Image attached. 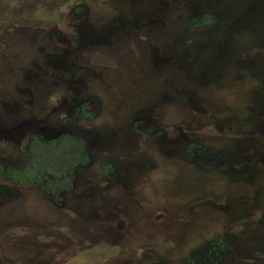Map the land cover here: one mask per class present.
Segmentation results:
<instances>
[{"label":"rangeland","instance_id":"1","mask_svg":"<svg viewBox=\"0 0 264 264\" xmlns=\"http://www.w3.org/2000/svg\"><path fill=\"white\" fill-rule=\"evenodd\" d=\"M0 166V264H264V0H0Z\"/></svg>","mask_w":264,"mask_h":264},{"label":"trees","instance_id":"2","mask_svg":"<svg viewBox=\"0 0 264 264\" xmlns=\"http://www.w3.org/2000/svg\"><path fill=\"white\" fill-rule=\"evenodd\" d=\"M37 138V137H35ZM63 137H59V138H56V139H51V140H47V141H42L40 139H36V141L38 143H40L46 150L50 151L54 148H56L60 142L62 141ZM87 159V157L84 155L82 158H79V159H74L72 160V162L67 165V169H73L75 168L80 162H83ZM2 167L0 166V169ZM68 170L66 169H63L61 171H51L53 173H56L58 176H60L61 174H66L67 175V172ZM42 176H44V172L40 171V172H37L35 170H33L30 166H27L25 167L24 169L22 170H14L13 171V177L14 179H20V178H23L25 179L28 183H31V184H35V183H41L42 184V189L44 190H52L54 193H56L54 191V188H50V184L49 182H44L42 180ZM65 179V180H64ZM71 177L67 176L63 179L60 178V180L56 181L55 184H54V187H58V186H62L64 185L63 183L65 181H67L68 185L67 187H71ZM55 197L57 198L58 196L55 195Z\"/></svg>","mask_w":264,"mask_h":264}]
</instances>
